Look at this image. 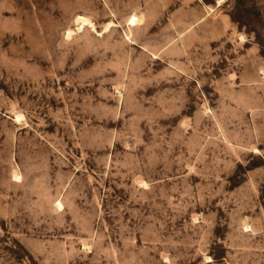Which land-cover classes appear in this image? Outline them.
Wrapping results in <instances>:
<instances>
[{
  "label": "rangeland",
  "instance_id": "1",
  "mask_svg": "<svg viewBox=\"0 0 264 264\" xmlns=\"http://www.w3.org/2000/svg\"><path fill=\"white\" fill-rule=\"evenodd\" d=\"M0 264H264V0H0Z\"/></svg>",
  "mask_w": 264,
  "mask_h": 264
},
{
  "label": "bare ground",
  "instance_id": "2",
  "mask_svg": "<svg viewBox=\"0 0 264 264\" xmlns=\"http://www.w3.org/2000/svg\"><path fill=\"white\" fill-rule=\"evenodd\" d=\"M77 22L80 24V30H82V29H84L85 27H91L92 29L93 28H95V25H94V23L89 19V18H86V17H83V16H80V17H78L77 19ZM137 17H132L131 18V25H135L136 23H137ZM113 26V23H109V25L107 26V29H106V31L107 30H109V28L110 27H112ZM79 30V31H80ZM71 32V31H70ZM72 34V32L69 34V35H71ZM20 119V117H17V120H19ZM16 178H19V176H17L16 175ZM58 207L61 209L62 208V204L59 202L58 203Z\"/></svg>",
  "mask_w": 264,
  "mask_h": 264
}]
</instances>
